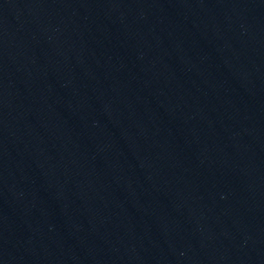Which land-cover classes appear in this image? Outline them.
I'll return each mask as SVG.
<instances>
[{
    "label": "water",
    "instance_id": "95a60500",
    "mask_svg": "<svg viewBox=\"0 0 264 264\" xmlns=\"http://www.w3.org/2000/svg\"><path fill=\"white\" fill-rule=\"evenodd\" d=\"M0 264H264V0H0Z\"/></svg>",
    "mask_w": 264,
    "mask_h": 264
}]
</instances>
